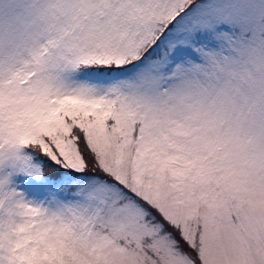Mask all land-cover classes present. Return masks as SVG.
Here are the masks:
<instances>
[{
  "label": "snow or ice",
  "instance_id": "obj_1",
  "mask_svg": "<svg viewBox=\"0 0 264 264\" xmlns=\"http://www.w3.org/2000/svg\"><path fill=\"white\" fill-rule=\"evenodd\" d=\"M0 264H264V0H0Z\"/></svg>",
  "mask_w": 264,
  "mask_h": 264
}]
</instances>
